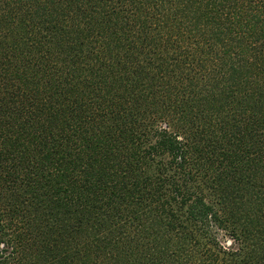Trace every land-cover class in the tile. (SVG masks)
<instances>
[{
  "label": "trees",
  "instance_id": "trees-1",
  "mask_svg": "<svg viewBox=\"0 0 264 264\" xmlns=\"http://www.w3.org/2000/svg\"><path fill=\"white\" fill-rule=\"evenodd\" d=\"M0 264H264V0H0Z\"/></svg>",
  "mask_w": 264,
  "mask_h": 264
},
{
  "label": "rangeland",
  "instance_id": "rangeland-1",
  "mask_svg": "<svg viewBox=\"0 0 264 264\" xmlns=\"http://www.w3.org/2000/svg\"><path fill=\"white\" fill-rule=\"evenodd\" d=\"M220 234H221V233H220ZM220 237H222V236L220 235ZM221 240H222V241H225L226 238H225V237H222Z\"/></svg>",
  "mask_w": 264,
  "mask_h": 264
}]
</instances>
